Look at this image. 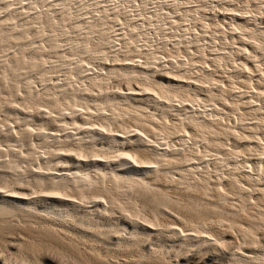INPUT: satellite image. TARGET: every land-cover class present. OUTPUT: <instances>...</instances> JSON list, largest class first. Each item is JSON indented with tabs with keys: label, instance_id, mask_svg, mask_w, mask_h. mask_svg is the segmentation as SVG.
<instances>
[{
	"label": "bare ground",
	"instance_id": "bare-ground-1",
	"mask_svg": "<svg viewBox=\"0 0 264 264\" xmlns=\"http://www.w3.org/2000/svg\"><path fill=\"white\" fill-rule=\"evenodd\" d=\"M212 2L228 3L227 10L233 13L230 22L218 20L217 14H200V8ZM238 3L243 9L249 6L253 10L248 7L240 12ZM0 53V89L7 90L2 95L7 94L6 101L11 103L21 98V102L7 104L20 103L23 106L18 109L23 110L27 105L34 112L31 117H19L21 111L15 110L19 113L17 120L14 113L12 118L19 126L6 125L10 136L2 131L5 124L0 126L5 135L28 146L27 152L19 150L25 145L17 142L13 144L18 147L7 149L1 147L5 138L0 140V157H8L2 166L12 171L0 174V189H4L0 192V217L20 212L70 223L101 244H113V252H119V256L144 250L147 238L159 223L158 216L164 212L161 207L175 205L168 189L153 188V180L165 187L171 178L213 195L207 202L211 208L193 203L188 218L194 219L199 211L203 212L202 218L223 208L230 211L225 206L228 198L242 195L246 197L239 200L237 208L245 216L248 214L247 197L255 187L249 189L246 184L264 180V0H0ZM55 71L64 74L63 83L54 82L58 77ZM113 81L116 86L109 88ZM1 110L0 117L4 118ZM1 120L0 124L5 123ZM11 138L3 144L10 145ZM227 149L232 155L256 157L258 178L255 175L257 179L253 180L247 169L251 163H241L238 160L242 156L234 155L233 159L238 160L233 163L232 157L226 155ZM22 151L27 153L25 158H20ZM210 156L216 171L228 167L227 177L221 172L225 178L221 173L217 180L210 178ZM22 161L28 165L20 170ZM171 168L181 177L174 179ZM198 172L201 177L196 175ZM209 178L216 181L212 184ZM259 188L262 195L258 199L264 201V188ZM129 190L143 193V207L150 211L146 217L151 224L134 219L142 208L137 206L136 195L134 200L132 195L128 199ZM114 206L127 210H123L128 213L123 227L129 231V236L120 234L121 240L115 243L112 233L120 225L119 219L112 214L100 222L94 214L97 207L106 214L115 212ZM252 208L264 206L255 203ZM259 213L261 216L254 210L249 213L245 225L235 220L238 227L229 218L231 223L211 224L212 228H202L194 221L191 227L186 224L190 228L164 226L183 246L225 249L224 242L229 248L228 242L238 238L245 245L252 233L254 239L248 242H258L256 239L264 235L257 234L264 221L263 212ZM3 231L0 232L7 230ZM1 237L2 254L6 248L10 257L31 261L28 257L32 254L23 251L25 237ZM244 245L243 249L232 250L229 264H264V248L257 252L245 250ZM145 252L142 256L147 255ZM3 255L7 257L6 252ZM91 255L85 256L88 264H105L109 258ZM147 259V264H159L154 257ZM49 261L58 264L55 259ZM4 262L0 256V264Z\"/></svg>",
	"mask_w": 264,
	"mask_h": 264
},
{
	"label": "rangeland",
	"instance_id": "rangeland-1",
	"mask_svg": "<svg viewBox=\"0 0 264 264\" xmlns=\"http://www.w3.org/2000/svg\"><path fill=\"white\" fill-rule=\"evenodd\" d=\"M219 3V2H218ZM216 3V2H212V4L209 6V7H204V8H200L199 10V12H200V14L201 15H209V16H212V15H215V14H217L218 15V20L221 18L222 20L224 19V20H229V22L231 21L230 19L232 18L231 16H233V13L232 12H230L229 10H227L229 7H228V3L226 2V3ZM239 4H241V3H238L237 4V7H238V5ZM223 6V7H222ZM241 6V7H240ZM239 11L241 12V9H242V11H244V9H246L245 11H247V9H248V7L247 8H244L243 9V5L241 4V5H239ZM252 7V6H251ZM250 8V7H249ZM254 8V7H253ZM251 9V8H250ZM251 10H253V9H251ZM251 10H248V11H251ZM203 13V14H202ZM235 13V12H234ZM259 17V16H258ZM221 20V21H222ZM261 20V19H260ZM1 54V53H0ZM0 56H2V55H0ZM0 59H1V57H0ZM3 60V59H2ZM2 60H0V62L2 61ZM99 60H96V63L98 62ZM97 64H99V62L97 63ZM54 73V75L56 76H58V77H56L57 78V81H54V82H60V83H63V79H64V74L61 72V71H55V72H53ZM52 73V74H53ZM32 76L33 77H35L36 78V73L35 72H33L32 73ZM60 77V78H59ZM37 79V78H36ZM61 79V80H60ZM54 80H56V79H54ZM60 80V81H59ZM62 81V82H61ZM115 81H113L112 82V85H111V83H110V87L109 88H111V87H113L114 88V86H116V83L117 82H115ZM22 83H24V82H22ZM21 82H20V85H23ZM36 86L35 87H38L37 86V84H35ZM122 85H123V83H122ZM123 87V86H122ZM124 87H126L125 86V84H124ZM0 90H2V89H0ZM4 90V91H3ZM3 92H1V94H0V96H2V99H1V97H0V104L1 105H3L4 107H1V105H0V108L2 109L1 110V112H3V111H5L3 108H5L6 109V111L8 112V111H10L11 112V118H10V112L9 113H7V112H3V113H1V116H2V114L4 115V116H2V117H4L8 122H6L5 121V119L4 118H1L0 117V120L2 119H4L3 121H5V123L1 120V122H3V123H1L0 124V126H2L3 127V125H4V127H3V129L4 130H2V131H4L5 132V134H8L10 131L8 130V128H6L5 129V127H6V125L9 123L10 125L12 124V126H14V125H16L17 127L19 126V123L17 124L16 123V121H15V119L17 120V115L20 113V111H21V113L19 114V117L21 116V117H23L24 115H27V116H32V114L34 113H32L31 112V110L30 109H28L29 107L27 106V105H24V109H25V107H27L25 110H23V109H18V108H20V106H23V105H19L20 103H18V104H16L15 106H13V105H9V104H7V102L8 103H11V102H9V101H6V97L5 96H7V94L6 95H2V94H5V93H7V90L6 89H4L3 88ZM19 97V99H21L20 98V96H18ZM3 98H4V100H3ZM17 97L15 98V100H13V103L15 102V103H17V102H21V100H19ZM19 100V101H18ZM4 101V102H3ZM6 102V103H5ZM13 103H11V104H13ZM14 103V104H15ZM8 106H7V105ZM8 107V108H7ZM10 107V108H9ZM12 107H14V109L12 108ZM23 108V107H22ZM18 110V112L19 113H14V112H16V111ZM28 110H30L29 112H27ZM26 111V112H25ZM22 112H23V115H22ZM5 113H7L6 115H5ZM12 113H14V116H16V118L14 119V117L12 118ZM25 113V114H24ZM31 114V115H30ZM7 116V117H6ZM10 119V120H9ZM10 121L12 122V123H10ZM252 121V120H251ZM18 122V121H17ZM252 122H254V121H252ZM13 123H14V125H13ZM16 123V124H15ZM16 126H15V128H16ZM53 126H51L50 128H52ZM2 129V128H1ZM0 129V130H1ZM6 130H8V132L6 131ZM2 131H0L1 133H2V135H1V133H0V140H4V138H5V140L7 141V143H8V141L10 142V139L9 138H11V137H9L10 135V133L8 134V135H5L4 134V132H2ZM52 131V130H51ZM3 134H4V136H3ZM7 136V137H6ZM3 138V139H2ZM7 138H8V140H7ZM6 141H2L4 144H5V142ZM11 141H12V143H10V145L8 144H6V145H4L3 143H2V145L3 146H1V147H3V148H7L8 149V147L9 146H11L12 148L13 147H18V146H14V144L17 142L16 140H14L13 138H11ZM14 143V144H13ZM11 144H13V145H11ZM17 144H18V142H17ZM22 144H24L25 146H22V149H20V147L18 148L19 150H24V152H27V148H28V146L26 147V145L27 144H25V143H20V144H18L19 146H21ZM5 146V147H4ZM8 146V147H7ZM10 147V148H11ZM24 147V148H23ZM26 147V148H25ZM232 147V146H231ZM16 150H18L17 148H15ZM228 150L230 151V149H227V154L226 155H228L229 153H232V151H230V152H228ZM23 152V151H22ZM24 152L23 153H21L20 154V158H25L26 157V154H24ZM21 155H23L22 157H21ZM24 155H25V157H24ZM225 155V154H224ZM225 155V156H226ZM234 155V158L235 157H237L238 155H236V154H233ZM233 155L232 154H229L228 156L230 157H232L231 159V161L234 163V162H236V160H238V159H233ZM236 155V156H235ZM224 156V157H225ZM242 156V157H241ZM248 156V155H247ZM246 155H240V156H238V158H240L238 161L240 162L241 161V163H248V165H249V163H251L250 164V167H247V169H249L250 171V174H252L253 175V180H255V179H257L258 178V176L256 175V162H257V159H256V157H255V159H254V156L252 157V155L251 154H249V156L247 157ZM212 157V158H211ZM245 157V158H244ZM8 157L7 156H3V158L2 157H0V159H7ZM242 158H243V160H242ZM248 158H250V159H248ZM245 159V160H244ZM0 160V166L1 167H3V168H0V174L1 173H5V171H7V172H11L12 173V171H8V168H6V167H4V166H2V165H4L3 163L4 162H6V160ZM234 160V161H233ZM255 160V161H254ZM2 161V162H1ZM254 161V162H253ZM214 162V160H213V156H210V159H209V163H208V166L210 167V166H212L211 164ZM22 164V169H20V170H23V169H25L24 167H26L27 165H28V163L27 162H25V166L23 165V163H24V161H22L21 162ZM244 163V164H245ZM255 163V164H254ZM27 164V165H26ZM254 164V165H253ZM252 165H253V167H252ZM61 166V165H60ZM29 167H31V166H29ZM4 168H6V170L4 169ZM211 168V172H210V175H212L210 178H213V179H216L217 177H221L220 175H222V177H224L223 176V174H225V177H227L226 176V174L228 175V167L226 168V167H224L223 169L225 170V171H223V169L221 170H219L220 172H218V170L216 171V169L215 168H213V166L212 167H210ZM227 170H226V169ZM3 169V170H2ZM214 169H215V171L217 172V174L215 175L214 173H215V171H214ZM253 169V171L251 172V170ZM174 170V171H173ZM2 171H4V172H2ZM212 171H213V173H212ZM199 172H200V170H199ZM197 173L196 175H198L199 177H201V175H200V173ZM223 174H222V173ZM170 173H172V175H173V177H175L174 179H176V178H179V175H180V173L176 170L175 171V168L173 169V168H171V170H170ZM221 173V174H220ZM220 174V175H219ZM219 175V176H218ZM255 175L257 176V178L255 177ZM145 176H147V175H145ZM197 176V177H198ZM217 176V177H216ZM180 177H181V175H180ZM196 177V178H197ZM224 177V178H225ZM133 178H136V176L134 177L133 176ZM209 178V179H210ZM213 179H210V183L212 182V184H213V181L215 182L216 180H213ZM171 180V178L169 179V182H167V184L165 185V187L162 185V184H159L158 182H156L155 180H153L152 181V185H153V188H162V189H164V190H166V189H168V190H166V191H168V194H169V197L172 199V200H174L175 201V205H169L168 207L165 205H163L162 207H161V210H162V214L161 215H159L158 217V222L159 223H156V224H158V225H155V223H154V225H155V228L157 229H154V231L151 233V237H149V238H147V241H146V243H145V246H144V250L142 249L141 251H139V250H134L133 251V253L132 252H130L129 254H119V256H117V254L119 253V252H117V253H114L113 252V247H114V245L113 244H101V242H99V241H95V239H94V237L92 236H88V235H84V233H81V231H79V230H77V228H75L74 226H72V225H70V223L68 224V223H65V222H63V221H60V220H57V221H53V220H47V218H45V219H43L42 217V220H41V218L40 217H38V216H34L33 215V217H32V215H28V216H30L29 218H27L28 216L27 215H25V214H22V213H20V212H18V213H11V215H10V213L7 215L6 214V217H5V215L4 214H1L2 216L0 217V221H1V224L0 225H2V226H4V225H7V227L6 226H4V227H2L1 226V228H0V231L2 230L3 231V229H4V231L3 232H5L6 230V234L4 235L2 232H0V235L2 236V237H9V235H7L8 233L11 235H13L14 234V236H16V237H14V236H10L11 238H17V237H25L24 239H26L27 241H26V245H25V248H24V253H25V251H26V253L27 254H32V256H30V257H28V259L30 260L31 259V261L29 262L28 261V263L29 264H39V263H41V264H53L52 262H50L49 261V259H55L56 261H57V263L58 264H88V262H86L85 260L88 258H86L85 256H89L90 257V255L91 254H93V255H91V257L93 258L95 255L94 254H97V255H99V256H101V258L104 256V257H106L107 258V256L109 257L108 259H111L112 257H114V258H112L111 260H109V261H107V260H104V262H105V264H112L113 262V264H147L148 262H145V259H146V261L148 260L147 258L148 257H154V259H156V261L159 263V264H229L227 261H228V259H229V257L231 256V253H233L232 252V250H235V248H242L243 247V245H244V243L242 242V240L241 239H237L238 241L240 240L241 241V243H242V245H241V243L240 242H238L237 240L236 241H233V242H231V243H234L233 245H231V243L230 242H228V246H229V248L227 247V243H223L222 245L223 246H226L225 247V249H224V247L223 248H221L222 246H217V247H205L204 245H198L197 246V248H196V246H195V248H194V246H191V245H186V246H183L182 244H181V242L176 238V236H173L172 235V233H170L169 231V229L168 228H171L172 226L174 227V226H178V224H179V228H182L181 226H184V228H190L191 226L190 225H192L194 222L195 223H197V225L198 226H202V228H212V226L213 225H218V226H220V225H224V223L225 224H229V223H231V221H233L234 220V224L237 222V223H239L238 225H240L241 223L242 224H246V222H247V220H248V215H251V214H249V213H252V211L254 210L255 211V214H257V215H260V210H261V212H263L264 213V211H262V210H264V208L262 209V208H256V210L254 209V208H252V205H255V203H258L261 207L262 206H264L263 204H264V201H262V200H260V199H258L262 194H261V192L259 191V187L261 186V188H264L263 186H264V180H262V179H260V180H257L258 182H255V185L258 183V185H247L246 184V186L247 187H249V189H253L254 187V189H255V191H254V189L252 190V192L250 193V191H249V193L250 194H248L249 195V197H247L248 198V205H247V209H246V213H248L246 216H245V213L243 212V211H240L239 210V208H237V207H240L239 206V203L241 204V201L239 202V200H242V198H243V196L244 195H242L241 197H238V198H236V197H229L228 198V200H227V202L225 203V206H227L228 208H230V211H232L233 212V215H232V212H230L229 211V209L228 210H226L225 208H223L222 210H220L221 211V213H219L220 211H215V212H213V213H211L208 217H205V218H202V217H204L203 216V212H201V211H199V212H197V213H199V214H201V216L199 215V214H197L198 216H195V218L194 219H192V218H188L187 216H189L190 215V211H191V209L189 208V207H191L192 205H193V203H195L196 205H198L199 207H204L203 205H205V207L207 206V207H209V208H211L212 206L211 205H208V203L207 202H209L210 200H212V198H214V197H211V196H213L212 194H210V196H209V194L207 195V194H204V193H202L203 191H201V189H197V188H195L194 186H188L187 184H186V182H184V183H180V182H178V181H176V182H174L173 180L172 181H170ZM177 180V179H176ZM155 181V182H154ZM259 181H262V183L260 182L259 183ZM226 182V181H225ZM169 183V184H168ZM175 183V184H174ZM177 183V184H176ZM183 184H186V185H184V186H182ZM151 185V186H152ZM155 185V186H154ZM158 185V186H157ZM178 185V186H177ZM182 186V188H181V186ZM250 186H251V188H250ZM259 186V187H258ZM177 187V188H176ZM179 187V188H178ZM259 189H258V188ZM170 188V189H169ZM187 188V189H186ZM257 188V189H256ZM172 189V190H171ZM178 189V190H177ZM192 189V190H191ZM195 189V190H194ZM180 190V191H179ZM197 190V191H196ZM258 190V191H257ZM31 191L32 192H34L35 190H34V188L32 189V187H31ZM174 193H176L175 195L173 194V192ZM179 193H178V192ZM187 191H188V193H187ZM193 191V192H192ZM199 191V194L197 193ZM253 191H254V193H253ZM257 191V192H256ZM133 192V193H132ZM182 192V193H181ZM196 192V193H195ZM201 192V193H200ZM255 192H256V194H255ZM258 192H260V193H258ZM139 195V197H138V195ZM173 195H172V194ZM253 193V194H252ZM128 194V193H127ZM142 194L143 193H140V192H134V191H132V190H129V194L127 195V197H128V199H130L131 198V195H132V199L134 200L135 198V200H137L136 201V203H137V206L139 205V208L141 209L139 212L141 213H139V212H137V214L139 213V215H137V214H135L134 215V219L136 218L138 221H143L144 223H152V222H150L148 219H147V217L146 216H148V214H150V211L148 212V209H147V207H143L144 206V196H142ZM178 194V195H177ZM185 194V195H184ZM188 194V195H187ZM198 195V197H200V198H196L197 197V195ZM130 195V196H129ZM135 195H136V197H135ZM177 195V196H176ZM180 195V197H178ZM183 195V196H182ZM187 195V196H186ZM193 195V196H192ZM206 195L209 197H207L206 198ZM258 195H259V197H258ZM173 198H172V197ZM176 196V197H175ZM252 196V197H251ZM130 197V198H129ZM135 197V198H134ZM181 197H183V199L181 198ZM188 197H189V199H188ZM204 197V198H203ZM244 197H246V196H244ZM175 198V199H174ZM178 198H180V199H178ZM193 198H195V199H193ZM250 198V199H249ZM252 198H253V200H255V199H257L258 201L256 202V200H255V202L252 200ZM255 198V199H254ZM131 199V200H132ZM139 199V200H138ZM198 199V200H197ZM206 201H205V200ZM229 199H230V201H229ZM177 200H178V203H177ZM184 200V201H183ZM194 200H195V202H194ZM208 200V201H207ZM234 200V201H233ZM253 202H252V201ZM141 201V202H140ZM191 203H190V202ZM203 201H204V203H203ZM206 202V203H205ZM238 202V203H237ZM260 202V203H259ZM261 202H263L262 204H261ZM185 203V204H184ZM186 203H188L187 205H186ZM198 203V204H197ZM250 203H252V205L250 204ZM181 204H183L184 205V207L181 205ZM190 204V205H189ZM230 204V206H228ZM235 206H234V205ZM249 205L251 206V207H249ZM173 206H175V207H173ZM179 206V207H178ZM181 206V207H180ZM211 206V207H210ZM117 207V206H116ZM116 207L114 206L113 207V210H115L116 209ZM165 207H166V209H165ZM172 207V208H171ZM170 208V209H169ZM233 208V209H232ZM234 208H236V209H234ZM95 209V208H94ZM147 209V210H146ZM169 209V210H168ZM174 209V210H173ZM225 209V210H224ZM251 209H253V210H251ZM258 209V210H257ZM101 210V211H100ZM112 210V211H113ZM119 210V211H118ZM121 210V211H120ZM123 210L124 209H122V208H117L116 210H115V212L113 211V212H110V213H108V211H107V214H106V211L105 210H103V209H100V207H97L96 208V211L94 210V214H95V216H99V220H100V222H103V221H105V218H106V216L108 215H112V214H114V215H112V217H114V219H116L117 218V221H118V219H119V221L120 222H118L120 225L117 227V229L115 228L114 229V231H113V233H112V236H113V242L115 243V242H117V241H119V238H120V240H121V237H127V236H129L128 235V230H126V229H124V227H123V225L124 226H126V224H125V220H126V218H127V216H125L126 214H128V213H125V212H127V210L125 211V212H123ZM146 210V211H145ZM167 210V211H166ZM237 210H239V212H237ZM102 211H103V213H102ZM104 211H105V213H104ZM249 211H251V212H249ZM180 212V213H179ZM257 212V213H256ZM100 213H102V218H101V215H100ZM117 213V214H116ZM123 213V214H122ZM189 213V214H188ZM196 213V212H195ZM218 213V214H217ZM227 213V214H226ZM230 213V214H229ZM239 213H241V214H239ZM243 213V214H242ZM254 213V212H253ZM263 213H261L262 214V216H264L263 215ZM12 214H13V216H12ZM14 214H17V216L16 215H14ZM119 214V215H118ZM122 214V215H121ZM179 214H180V216H179ZM223 215V216H221V215ZM239 216H238V215ZM4 215V216H3ZM20 215V216H19ZM145 215V216H144ZM181 215H183V216H181ZM220 215V216H219ZM245 216V218L246 219H244V216ZM26 218H25V217ZM108 216H107V218H108ZM120 216H122V217H120ZM164 216V217H163ZM215 216V217H214ZM219 216V217H218ZM236 216V217H235ZM261 216V215H260ZM9 217V218H8ZM32 217V218H31ZM105 217V218H104ZM116 217V218H115ZM120 217V218H119ZM126 217V218H125ZM200 217V218H199ZM210 217V218H209ZM224 217V218H223ZM234 217H235V219H234ZM242 218V219H240V218ZM255 217H258V216H255ZM1 218H4V219H1ZM7 218V219H6ZM38 218V219H37ZM149 218V217H148ZM207 218H209V219H207ZM214 220H213V219ZM219 218H221V219H219ZM231 220L230 222L228 221L229 219ZM237 218V219H236ZM249 218H251V216L249 217ZM22 219V220H21ZM32 219H33V221H32ZM113 219V220H114ZM135 219V220H136ZM142 219V220H141ZM146 219V220H145ZM169 219H170V221H169ZM201 219V220H200ZM233 219V220H232ZM259 219V218H258ZM9 220V221H8ZM38 220V221H37ZM145 220V221H144ZM162 220V221H161ZM166 220V221H165ZM173 220V221H172ZM197 220V221H196ZM207 220V221H206ZM235 220H236V222H235ZM239 220V221H238ZM242 220H243V222H242ZM257 220V219H256ZM36 221V222H35ZM163 221H165V222H163ZM194 221V222H193ZM220 221H221V223H220ZM241 221V222H240ZM177 222H179V223H177ZM190 222H191V224H190ZM193 222V223H192ZM205 222V223H204ZM216 222H218V223H216ZM224 222V223H223ZM228 222V223H227ZM4 223V224H3ZM65 223V224H64ZM164 223H165V226L167 225H169V226H171V227H169L168 226V228H166L165 226H164ZM168 223V224H167ZM175 223H177V224H175ZM188 223H189V225H188ZM194 223V224H195ZM199 223V224H198ZM214 223V224H213ZM262 223L263 224H261V227L262 228H260L261 230L262 229H264L263 228V226H264V221H262ZM62 224V225H61ZM63 224L66 226V224H67V226L66 227H68V228H66L65 226L63 227ZM172 224H174V225H172ZM182 224V225H181ZM186 224L188 225V226H190V227H188V226H186ZM212 224V226H210ZM241 224V225H242ZM163 225V226H162ZM236 225V226H235ZM234 226L235 227H238V225L237 224H235ZM71 226V227H70ZM160 226V227H159ZM200 226V227H201ZM28 227V228H27ZM38 227V228H37ZM46 227V228H45ZM50 227V228H49ZM56 227V228H55ZM122 227V228H121ZM129 227V226H128ZM34 228V229H33ZM64 228H66V229H64ZM130 228V227H129ZM163 228H165V229H163ZM73 229V230H72ZM168 229V230H167ZM238 229V228H237ZM260 229H259V233H260V235H259V233H257L258 234V237H261V235H262V233L264 232L263 230L262 231H260ZM11 230V231H10ZM117 230V231H116ZM160 230V231H159ZM118 231H119V233H118ZM20 232V233H19ZM122 232V233H121ZM155 232V233H154ZM257 232V231H256ZM2 233V234H1ZM30 233V234H29ZM80 233V234H79ZM114 233H116V234H114ZM168 233H169V235H168ZM18 234L19 235H22V236H18ZM24 234V235H23ZM114 234V235H113ZM120 234L122 235L121 237H120ZM257 234H256V236H257ZM264 234V233H263ZM46 235V236H45ZM115 235H118V236H115ZM171 235V236H170ZM254 235H255V233H252V236L254 237ZM0 236V237H1ZM88 236V237H87ZM173 236V237H172ZM1 237V238H2ZM9 237V238H10ZM28 237V238H27ZM86 237V238H85ZM91 237V238H90ZM118 237V238H117ZM248 237H251L250 235H248ZM253 237H251V238H249L250 239V241L249 242H251V241H253ZM55 238V239H54ZM89 238V239H88ZM253 238V239H252ZM92 239V240H91ZM148 239H149V241H148ZM248 239V240H249ZM255 239H256V237H255ZM56 240V241H55ZM86 240V241H85ZM89 240V241H88ZM91 240V241H90ZM248 240H247V242H245L246 244L244 245V249L245 250H254V251H257L258 252V250L259 251H261L262 250V248H264V243H263V241H264V235L259 239H256V240H258V246L255 244V243H249L248 242ZM260 240V241H259ZM262 240V241H261ZM31 241V242H30ZM71 241V242H70ZM178 241V242H177ZM48 244H47V243ZM96 242H98V243H96ZM33 243V244H32ZM148 243V244H147ZM229 243H230V245H229ZM260 243H262L261 245H259ZM29 244V245H28ZM33 246H32V245ZM70 244V245H69ZM91 244H93L92 246H90ZM96 244H97V246H96ZM100 244V245H99ZM159 244V245H158ZM240 246H239V245ZM248 244H250V245H248ZM29 246V248H27L28 246ZM49 245V246H48ZM52 245V246H51ZM72 245V246H71ZM91 247H89V246ZM96 246V248H95V246ZM109 245V246H108ZM152 245H154V246H152ZM236 245V246H235ZM254 245V247H252ZM36 246V247H35ZM94 246V247H93ZM101 246H103L105 249L107 248V249H109V250H104V248L103 247H101ZM181 246V247H180ZM202 246V247H201ZM232 248H231V247ZM33 247V248H32ZM92 247L94 248V250L92 249ZM97 247H98V250H97ZM100 247H101V249H102V251L100 250ZM247 247H248V249H247ZM250 247V248H249ZM2 248H4V247H2ZM39 248V249H38ZM77 248V249H76ZM203 248V249H202ZM229 249V252H226V251H228L227 249ZM256 248V249H255ZM25 249H27V250H25ZM29 249V250H28ZM34 249V250H33ZM66 249V250H65ZM214 249H215V251H214ZM220 249V250H219ZM243 249V248H242ZM33 251V253H32V251ZM85 250V251H84ZM102 252H100V251ZM238 250V249H237ZM237 250H235V251H237ZM2 251H3V254H5V252H6V255H7V257L5 256V255H3L2 254V252H1V249H0V256L1 257H3V262H4V259H5V264H28L27 263V261H26V263H25V261H21L18 257H15L14 255L12 256V257H10V253H9V251L8 250H6V248H4V249H2ZM28 251V252H27ZM91 251V252H90ZM108 251V252H107ZM145 251H147V255L146 256H142V255H145L146 254V252ZM150 251V252H149ZM231 251V252H230ZM234 251V252H235ZM31 252V253H30ZM34 252H36V253H34ZM86 252V253H85ZM98 252V253H97ZM106 252V253H105ZM218 252V253H217ZM107 253H108V255H107ZM111 253V258H110V256H109V254ZM113 253V254H112ZM145 253V254H144ZM149 253L151 254V255H149ZM33 254H35V255H33ZM101 254V255H100ZM102 254H103V256H102ZM104 254H106V255H104ZM139 254H141L140 256H139ZM114 255V256H113ZM131 256V257H130ZM158 256V257H157ZM14 257L17 259L18 258V261H21L20 263H18V261L17 260H14ZM36 257H37V259H36ZM82 257V259L83 258H85V259H83L84 261L82 262V259H80ZM102 258V259H106V258ZM143 257H144V259H143ZM146 257V258H145ZM156 257V258H155ZM13 258V259H12ZM72 258V259H71ZM36 259V260H35ZM114 259V260H113ZM159 259H160V261H159ZM12 260V261H11ZM39 260V261H38ZM112 260H113V262H112ZM162 260V261H161ZM222 260H223V262H222ZM9 261V262H8ZM11 261V262H10ZM15 261H17V262H15ZM42 261V262H41ZM119 261V262H118ZM165 261V262H164ZM197 261H200L199 263H197ZM107 262V263H106ZM112 262V263H111ZM116 262V263H115ZM162 262V263H161Z\"/></svg>",
	"mask_w": 264,
	"mask_h": 264
},
{
	"label": "snow or ice",
	"instance_id": "snow-or-ice-1",
	"mask_svg": "<svg viewBox=\"0 0 264 264\" xmlns=\"http://www.w3.org/2000/svg\"><path fill=\"white\" fill-rule=\"evenodd\" d=\"M128 159H131V157H128ZM4 191V189H0V192H3Z\"/></svg>",
	"mask_w": 264,
	"mask_h": 264
}]
</instances>
